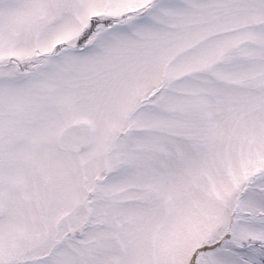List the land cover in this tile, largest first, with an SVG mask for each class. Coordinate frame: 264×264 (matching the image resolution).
<instances>
[{
	"label": "snow or ice",
	"instance_id": "1",
	"mask_svg": "<svg viewBox=\"0 0 264 264\" xmlns=\"http://www.w3.org/2000/svg\"><path fill=\"white\" fill-rule=\"evenodd\" d=\"M0 264H264V0H0Z\"/></svg>",
	"mask_w": 264,
	"mask_h": 264
}]
</instances>
